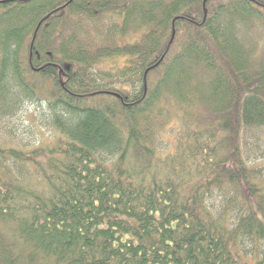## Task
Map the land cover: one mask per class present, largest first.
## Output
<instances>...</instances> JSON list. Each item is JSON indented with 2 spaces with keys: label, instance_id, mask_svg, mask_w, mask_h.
<instances>
[{
  "label": "trees",
  "instance_id": "obj_1",
  "mask_svg": "<svg viewBox=\"0 0 264 264\" xmlns=\"http://www.w3.org/2000/svg\"><path fill=\"white\" fill-rule=\"evenodd\" d=\"M0 264H264V0H0Z\"/></svg>",
  "mask_w": 264,
  "mask_h": 264
},
{
  "label": "rangeland",
  "instance_id": "obj_2",
  "mask_svg": "<svg viewBox=\"0 0 264 264\" xmlns=\"http://www.w3.org/2000/svg\"><path fill=\"white\" fill-rule=\"evenodd\" d=\"M16 113H18L16 116L19 129L17 130V134L14 135L13 138L8 139V142L6 141V143H22L24 141L33 140L32 144H34L35 141L37 142L40 140L41 136H43L45 141H48L51 138L50 130L46 125L51 111L46 102L42 100L25 102L23 103L21 110ZM35 128L36 130L33 131ZM26 129H28L29 134L26 133ZM172 129V127L168 128L167 132L170 133Z\"/></svg>",
  "mask_w": 264,
  "mask_h": 264
}]
</instances>
